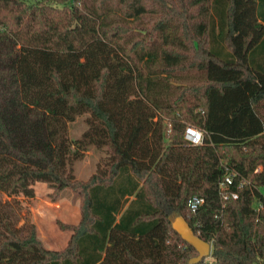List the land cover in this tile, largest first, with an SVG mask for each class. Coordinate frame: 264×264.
I'll use <instances>...</instances> for the list:
<instances>
[{
	"label": "trees",
	"instance_id": "trees-1",
	"mask_svg": "<svg viewBox=\"0 0 264 264\" xmlns=\"http://www.w3.org/2000/svg\"><path fill=\"white\" fill-rule=\"evenodd\" d=\"M37 181L79 198L62 250L21 217ZM262 188L264 0H0V264H264Z\"/></svg>",
	"mask_w": 264,
	"mask_h": 264
},
{
	"label": "rangeland",
	"instance_id": "rangeland-1",
	"mask_svg": "<svg viewBox=\"0 0 264 264\" xmlns=\"http://www.w3.org/2000/svg\"><path fill=\"white\" fill-rule=\"evenodd\" d=\"M85 115L78 116L77 120L70 123L68 135L77 138L86 128ZM84 156L74 163V170L78 179H87L96 172L98 164H102L105 153L89 148ZM34 196L30 199H20L19 211L22 219L32 220L36 224L37 237L46 248L62 250L69 240L70 231L62 230L59 224H77L80 217L79 198L71 189H64L54 200L53 189L47 183L35 182ZM264 194V188L261 189ZM23 222L20 221L19 225ZM209 254L205 259L210 260Z\"/></svg>",
	"mask_w": 264,
	"mask_h": 264
},
{
	"label": "water",
	"instance_id": "water-1",
	"mask_svg": "<svg viewBox=\"0 0 264 264\" xmlns=\"http://www.w3.org/2000/svg\"><path fill=\"white\" fill-rule=\"evenodd\" d=\"M172 227L182 239L188 242L194 250L197 251V255L189 260L190 263L199 262L200 259L205 258L209 254L210 243L197 234H194L184 217H178L173 222Z\"/></svg>",
	"mask_w": 264,
	"mask_h": 264
},
{
	"label": "built area",
	"instance_id": "built-area-1",
	"mask_svg": "<svg viewBox=\"0 0 264 264\" xmlns=\"http://www.w3.org/2000/svg\"><path fill=\"white\" fill-rule=\"evenodd\" d=\"M185 138L188 140L190 144L197 145L202 142L204 133L200 129H196L194 127L188 126L185 131ZM232 176L233 173H226L223 180L220 182L221 188H227L232 184ZM241 185V184H240ZM228 195H224L223 198L226 199ZM229 196L236 198L237 193L232 191ZM203 197L201 196H191L188 199V207L191 212H195L198 210L199 206L204 203Z\"/></svg>",
	"mask_w": 264,
	"mask_h": 264
},
{
	"label": "crops",
	"instance_id": "crops-1",
	"mask_svg": "<svg viewBox=\"0 0 264 264\" xmlns=\"http://www.w3.org/2000/svg\"><path fill=\"white\" fill-rule=\"evenodd\" d=\"M80 218V217H79ZM80 221V220H79Z\"/></svg>",
	"mask_w": 264,
	"mask_h": 264
}]
</instances>
